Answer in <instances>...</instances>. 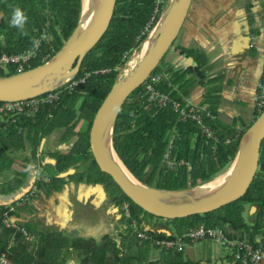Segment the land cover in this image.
<instances>
[{
  "label": "trees",
  "instance_id": "16d2710c",
  "mask_svg": "<svg viewBox=\"0 0 264 264\" xmlns=\"http://www.w3.org/2000/svg\"><path fill=\"white\" fill-rule=\"evenodd\" d=\"M154 5L155 0H116L108 29L94 47L86 53L77 74L64 85L52 90V93L57 94L56 98L39 103L35 109L26 108L17 114L4 115L0 113V116L3 115L5 119L0 125V171L3 167L10 169L12 158H8L7 151L10 147L24 148L23 138L27 139L32 149L30 152L34 156L36 150L33 146L38 144L42 136L49 134L56 127L62 129L65 126L68 129L78 122L83 124L92 121L96 110L114 81L118 67L124 63L133 46L138 45L158 19L162 10L161 4L158 5L159 10L154 14L155 17L152 13ZM261 5L264 13V0H261ZM80 6L81 0H0V11H2L0 55L11 56L21 53L29 55V51H32L31 56H28L23 62L10 61L6 64L5 69L0 66V75L16 72L19 63H22L23 70L36 66L54 54L75 27ZM262 28L264 29V27ZM258 32L259 30H257ZM42 33L49 34L48 41L42 38ZM136 38H138L137 41ZM180 48V53L186 59V67L174 72L171 68H166L163 77L154 86L168 94L171 99L178 100L181 106L187 109L189 116L185 120H178L179 112L175 111L170 104L162 106L156 100L148 101L147 95L141 93L144 86L142 84L123 103L116 119L113 135L114 147L118 156L137 179L150 186L168 189L184 188L176 185L182 181L194 185L221 172L232 160L239 138L245 129L264 108V104L258 108L257 103L260 100L257 99L256 104L250 107V119L246 120L243 115H239L229 124L219 120L217 105L221 100H217L219 98L217 95L219 93L222 95L223 86L218 92H211L217 85L211 87L210 78L214 75L207 76L206 70L211 68L209 64H206V54L198 49L186 51L185 47L180 46ZM124 54L126 56L123 59ZM160 71L161 68L157 67L152 74H157ZM181 71L184 74H181ZM191 73L196 74L202 97L201 101L194 104L188 100V97H192L189 88L194 82L193 77L189 76ZM186 74L189 78L186 77ZM204 77L207 79L204 80ZM218 77L221 76L218 75ZM74 81L76 84L69 87ZM263 86L264 70L253 93L260 94ZM46 95L47 93H44L36 98L46 97ZM236 103L246 104L240 99H237ZM192 115H198L199 122L197 119H193ZM72 120L74 123L70 124ZM206 129L209 131L208 133ZM68 135L69 131L62 138H66ZM80 140L82 143H79ZM77 144L81 149L80 153L76 155L73 149L77 147ZM73 145L72 150L70 149L62 155L55 152L51 154L52 157H58V162L54 167L38 162L37 173L40 172L42 177L36 176L30 190L20 200L9 205L0 204V254L3 251L9 253L12 250L8 244L13 240L16 243H23L26 247L28 258L25 264L64 263L63 253L67 238L64 237L63 240L62 237L61 239L60 233L34 230L32 223L21 220V214L27 205L29 207L33 205V200L37 201L42 196L47 198L52 187L53 189L58 188L67 179V176L58 177V170L65 169L70 163L83 159L84 156L86 158L90 151L87 133L85 141L79 138ZM200 147L202 154L199 152ZM262 147L263 154L261 156ZM261 149L257 172L242 197L219 208L220 210L216 209L218 210L216 213L214 210L205 214H194L176 219L191 218L190 225L191 223L192 225L189 227L204 223L205 226L228 225L232 230L244 229L246 225L240 220L234 221L227 215V212L238 215L246 203H254L263 208L264 183L258 180L257 175L264 170V139ZM48 154L50 155V153ZM74 155L76 157L73 160ZM166 155L173 163L172 168L163 164ZM92 161V166H88L92 171L88 170L83 174L88 177L93 176V170L96 168L100 174L107 176L112 181L108 174L99 170L93 159ZM27 169L23 172V177L26 175ZM22 176L12 177L11 180H8V185H4L5 182L0 183V194L4 195L17 190L24 181ZM81 176L79 177L81 178ZM112 183L114 182L112 181ZM115 186L117 185L115 184ZM118 191L113 193L116 201L120 203L126 200L130 204L131 215L138 218L140 214L138 211L143 210L124 195L119 188ZM221 209L225 210L224 213ZM31 211L35 210L31 209ZM262 213L263 210L260 208L255 225L250 230L246 229L248 230L247 237L251 242H254L256 236L254 233L259 231V219ZM4 217H7L9 222L13 219L15 227L6 226L3 221ZM123 218L124 216L122 220ZM128 221L130 224V218ZM142 221L144 218L137 220L140 225L139 229L147 236L156 239L166 238L164 240L171 238L164 233L145 230L141 224ZM24 232L29 233L32 237L28 240L27 234ZM128 232L127 238L130 237L131 241L129 248L132 243L139 241L145 244L136 237L134 232L130 236V229ZM120 235L122 236L121 233ZM68 239L70 241L67 243V247L71 246V250L78 251L82 264H86L91 258L99 264H127L130 259V256L125 253L122 256L118 255L122 248L117 246L116 236L112 234H103L98 241H95L94 238L83 237ZM109 254L110 256H108ZM109 260L111 263H108Z\"/></svg>",
  "mask_w": 264,
  "mask_h": 264
},
{
  "label": "water",
  "instance_id": "95a60500",
  "mask_svg": "<svg viewBox=\"0 0 264 264\" xmlns=\"http://www.w3.org/2000/svg\"><path fill=\"white\" fill-rule=\"evenodd\" d=\"M115 3L116 0H81L77 23L54 54L36 66L0 75V101L29 99L70 81L77 74L86 53L108 29ZM192 5L193 0H167L154 25L116 73L92 118L88 134L89 149L99 170L108 174L120 191L143 211L166 220L205 214L242 197L257 172L264 139L263 108L239 138L232 160L221 172L178 189L143 183L118 156L113 135L119 111L126 98L145 82L171 48ZM48 160L55 162L54 158ZM73 171L68 167L59 172L58 177L68 176ZM88 186L101 188L98 183ZM27 189L22 188L19 196ZM162 232L168 231L162 228ZM255 242L264 245V234L256 236Z\"/></svg>",
  "mask_w": 264,
  "mask_h": 264
},
{
  "label": "rangeland",
  "instance_id": "374dc122",
  "mask_svg": "<svg viewBox=\"0 0 264 264\" xmlns=\"http://www.w3.org/2000/svg\"><path fill=\"white\" fill-rule=\"evenodd\" d=\"M232 2V4L230 5L229 2ZM255 4V10L254 12H251L250 9L247 7V3L248 0H194L193 1V6H192V11H190V19L187 22V26L183 32L182 29L180 30L179 34L177 35L176 39L174 40V43L172 44L171 48L166 52V54L164 55L163 59L160 61V63L158 64L157 67L161 68V71L157 74H151L143 83V90L141 91L142 94L147 95V100L148 101H152L148 99V91L150 89V85L147 86V83L149 81L152 80L153 76H155V80L161 79L162 77H159L161 75H163L164 71L166 70V68H171L172 71H177L179 69H183L186 67V65L182 62L177 60L178 57L179 59H182L183 56L180 53V46L183 45V39L186 38V43L187 46L186 51L191 50V49H195V50H200L205 54V48H206V52L208 53L207 57H205V61L206 64H209V67L211 69H207L206 73L207 76L209 77V75H214L211 76V87H215V89H212V93L218 92L220 90V88L223 86L225 87V91H229L231 90L230 85H235L236 92L238 91V88L241 87V90L243 91V95H244V99H242L243 102H246L245 106L251 101V103L249 104V108L252 107L253 105L256 104L257 98H259V95H255V89H256V84L258 85V81L256 80V82H251L248 85L250 86H246L243 85V81H244V73L246 72L247 68H243L237 75L234 74V76L232 75H228L225 76V66H226V62L228 63L230 60H227V58H234V53L233 49H236V47H238V44L240 46V48L243 50V48L245 49V43H243L240 40H237V43H232L233 41H229L226 38V35L224 32H222V25L223 23H228L227 21L231 18L234 22H236V31H239L240 29L242 30V36L246 37V40L250 37V39H252V41H256L257 37L260 36L264 42V29L262 27H264V13H263V9H262V5H261V0H252ZM167 0H155V5H154V9H153V16L155 17V13L158 12L159 8L158 5H160V7L162 8V10L164 9V7L166 6ZM161 10V12H162ZM160 12V14H161ZM225 14V16L223 17V15ZM150 21H152V18H150ZM248 29V30H247ZM257 30H259V32L257 33ZM263 30V31H262ZM253 31V32H252ZM248 34H246V33ZM253 37L255 39H253ZM42 38H45V40H49V34L46 33H42ZM138 40V38H136V41ZM142 40V39H141ZM140 40V41H141ZM38 42V40H36ZM251 44V42H250ZM242 45V47H241ZM233 46V48H232ZM183 47V46H182ZM136 46H133V48L130 50V52L132 53L135 50ZM231 50V51H230ZM239 48L236 50L238 51ZM206 53V54H207ZM250 53L254 54L255 50L252 49V51L250 50ZM251 54V56H252ZM227 55V57H225ZM244 55V54H243ZM126 56V54H124L122 56V58L124 59V57ZM177 57V59H175ZM240 57L242 58V54H240ZM248 59H246L247 61ZM237 61V60H235ZM248 62V61H247ZM250 62V61H249ZM123 65V64H122ZM121 66H119L118 68L120 69ZM117 69V72L118 70ZM264 70V69H263ZM227 71H229V69H227ZM226 71V72H227ZM234 72V71H231ZM181 74H184L183 71L180 72ZM263 73V72H262ZM262 73L259 72V75H262ZM232 74V73H231ZM218 75H220L221 77H218ZM188 75L186 74V77ZM189 76L193 77V84L191 85V87L189 88L191 90V94L192 97H188V100L191 102V104H194L196 102H199L202 100V97L199 95V93L201 92V87L199 86V82L197 80L196 74L195 73H191L189 74ZM188 76V78H189ZM225 76V77H224ZM191 77V78H192ZM235 77L238 78V82H236ZM151 79V80H150ZM207 79L206 77H204V80ZM240 81L242 83H240ZM158 82V81H157ZM228 85H227V84ZM235 83V84H234ZM240 83V84H239ZM72 84V83H71ZM71 84L69 85V87L71 86ZM73 86V85H72ZM242 86H244L242 89ZM155 87V86H154ZM156 88V87H155ZM148 93V94H147ZM154 94V93H153ZM151 92V95H153ZM155 95V94H154ZM217 95V94H216ZM221 96V97H220ZM151 97V96H150ZM217 97H219L217 100L219 101V99L222 102V99L225 97L223 95H220V93L217 95ZM228 101V100H227ZM221 102L220 104L217 105V107H221ZM238 103H235V106L237 107ZM243 110V109H242ZM239 110V115H246V113L249 111L248 108L245 107V110L242 111ZM241 111V112H240ZM237 112V113H238ZM235 113L231 112L230 110L226 109L224 111H221L219 113V118L222 122H224L225 124H229L231 123L234 118ZM3 116V115H2ZM1 117V116H0ZM245 119V118H244ZM247 120V119H246ZM89 128H90V123L89 122H85L83 124H81L80 122H78L75 126L74 132L73 134H69L66 138L64 137V139L61 137L62 133L65 132L66 127L63 126L61 130L57 131V127L55 128V130L51 131L49 135L46 136V138H43L42 143H40V146L38 147V151L40 153L41 150H43L44 152H42V154H39L38 152H36V157L33 158L34 156L31 154L30 152V146L29 143L27 141L26 138H23V144H24V148L20 147V148H15V147H10L7 151V156L8 158H12L11 160V166L10 169H6V168H2L0 171V183L5 182L4 185H8V180H11L12 177L19 175L22 176L23 172H25L26 168L27 169V173L26 175L23 177V183H21V185L18 187L17 190L12 191L10 193L1 195L0 194V204L1 205H9L12 202L16 201V200H20L21 197L28 191L30 190V187L33 185V183L35 182L36 176L39 175L40 177H42V174L39 172L37 173V166L36 164H38V162H40V164H46L49 162L48 159L51 158V154H53V151H55L53 148L60 150V151H55V153H59V154H64L63 152H66L70 149H72L73 143L78 140L77 138H82L84 141L86 140V132H89ZM77 130H78V134H77ZM207 131V129H206ZM79 143H82V141L80 140ZM77 148V150H76ZM73 149L74 153L77 155L80 153V149L77 147ZM48 152H50V155L48 154ZM199 152H201L202 154V148H199ZM89 154H92L91 151H89L87 153L86 158L83 157V159H79L76 160L75 162L70 163L68 166H66V168L64 170H66L68 167H71L74 169L73 173H87L89 168V164L92 165V158H89ZM263 154V147L261 149V156ZM76 155L73 156V160L75 159ZM230 162L227 163V165ZM164 165H168L169 168H172V161L168 159L167 155L164 157ZM47 165V164H46ZM82 165V166H81ZM85 166V167H84ZM86 168L84 170H82V168ZM96 174H94V178L92 176L86 178V175H82L81 179L80 178H76L75 177H70L67 176L58 188L53 189V187L51 188V192L50 194L47 196L46 199L48 200H52L53 198H55L53 200V203H43L41 200V198H38L39 200H33V205L31 207H29V205L26 206V208L24 210H22V214H21V220L22 221H28L30 223L33 224L34 230H36L37 228L39 230H45L46 228L48 230H55L58 231L60 228L59 226H61V222H67L66 223V227L71 226V219L67 216L66 220L63 221V210H64V199L67 198L68 201L70 200L69 194H70V190L71 188H73L75 190L78 181L82 180V181H86L82 183V187L86 186L88 182H95V181H100L102 183H106V184H111L110 186V191L112 193L119 192L118 191V187L115 186L114 183H112V181L105 175L100 174L97 169L95 170ZM59 173V170H58ZM58 176V175H57ZM29 179H31L29 181ZM38 179V177H37ZM37 181V180H36ZM88 181V182H87ZM176 185L182 186V187H187L190 185L189 182H179ZM28 189L22 193V195L19 196V194L22 192V188H27ZM55 192V193H54ZM54 193V194H53ZM51 197V198H49ZM41 199V200H40ZM73 203V202H72ZM130 205V204H129ZM246 204H244L243 206H245ZM106 205H102L100 206V208H90L89 210H83V212H85V214L81 213V216L79 217L77 214H80L79 211H77L74 215V221H72L73 224H76L77 222H81L84 225H94V223H97V221L102 222L103 226H106L108 224H111L113 221L115 222L114 226L117 224V226H115L114 230H112L109 234L115 235L116 236V240L118 242L117 246H121V251L119 252V256H122L124 253L127 256H130L134 253H137L135 255L138 256V258L140 259H144V257L146 255L150 256L149 250H153V248L151 246H148V240L147 236L143 231H141L139 229L140 225L137 222V220L139 219H145L146 222L149 223H163L167 226V228L172 231L175 232L176 228H177V232L182 231L183 229H187L190 225V221L191 218L189 219H184V220H179V219H171V220H166V219H161L152 215L147 214L146 212L143 211H138V213H140L137 217H133L131 215V211L129 209V211L126 210V212H124V210L121 208V210L123 211V220H119L116 219L115 217H113V219H111L110 216H108L107 210L105 209ZM37 208V209H36ZM130 208V207H129ZM31 209H34L35 211L32 212ZM225 209V208H224ZM224 209H221L224 213ZM220 210V209H219ZM248 210L249 207L245 208L244 212H240L241 213V218H242V222L246 225V227L243 229V231H248L250 230L251 227H253L255 225V216H251V214H248ZM218 210L215 211V213ZM117 212V211H116ZM118 214H120L119 212H117ZM201 216V215H200ZM213 217V216H212ZM130 218V224H128V219ZM7 217L3 218V221L5 223L6 226H10V227H15V223L14 220L12 219L11 222L7 221ZM115 220H119L118 222H116ZM143 222V221H142ZM141 222V224L143 225V223ZM144 227V226H143ZM215 227V226H214ZM217 228H221L225 231L224 228L220 227V226H216ZM81 228V227H80ZM62 229V228H61ZM128 229L131 230L130 232V236L133 235L132 232H134L136 234L137 238H140L146 245H143V243L141 241H139L138 243H132L131 244V248H129V243H131L130 241V237L127 238L128 235ZM248 229V230H246ZM24 231V230H22ZM75 231V229L73 230ZM106 231V230H105ZM262 231H264V227H261L260 229V233H262ZM103 232V231H99L98 233ZM25 234H27L26 232H24ZM120 233L122 234V236L120 235ZM258 233H254V236H257ZM62 235V234H61ZM63 236V235H62ZM32 235H29V233L26 235V238L29 240V238H31ZM153 243L156 244V240H152ZM158 246V245H157ZM8 247H12V250L7 253L5 251H3L0 254V264H25V261L28 258V252L26 251V247L24 246L23 243H16L15 241L11 240L8 244ZM124 247V249H123ZM131 249V250H129ZM159 250H165V247L162 246H158ZM179 250V249H177ZM110 256V254L108 255ZM194 256V257H193ZM154 259V257H153ZM192 259H195L194 261H185L184 264H202L200 262V260L203 259H209L208 256H202V258H198L195 253H193L192 255ZM91 264H96L94 261L90 262ZM108 263H111V261L109 260ZM170 263V262H169ZM167 263V264H169ZM98 264V263H97ZM180 264V263H179Z\"/></svg>",
  "mask_w": 264,
  "mask_h": 264
},
{
  "label": "crops",
  "instance_id": "0c3cea01",
  "mask_svg": "<svg viewBox=\"0 0 264 264\" xmlns=\"http://www.w3.org/2000/svg\"><path fill=\"white\" fill-rule=\"evenodd\" d=\"M190 17L191 16L189 14V17L187 18V20L185 21V24L183 26L182 32L186 27H188L187 22L190 19ZM1 20H2V11H0V22H1ZM182 46L183 47L187 46L186 38L183 39V45ZM175 59H177V57ZM177 60L182 61L185 64L186 59H184V58L179 59V57H178ZM185 65H187V64H185ZM256 75H257V73H256ZM225 76H228V75H225ZM236 80H238V78ZM240 83H242V82L240 81ZM243 85H245V84L243 83ZM230 87H231V90H229V91H225V89H224L225 87L222 88L221 93L225 97L222 99L221 107H217L218 118L220 117L219 113L221 111L226 110V109L235 113L233 118L239 114V112H238L239 110L243 109L242 111H244L245 107L250 110L249 104L251 103L252 100L246 106L244 104L238 105L237 107L235 106L237 99L242 100L245 97L243 95V91L241 90V87L238 88L239 92L235 91V89H236L235 85H233V86L230 85ZM243 87L244 86H242V89H244ZM199 95L201 96V92L199 93ZM243 116L245 119H250V117H251L250 111H248L246 113V115H243ZM219 120H220V118H219ZM4 121H5V119L3 118V116L0 117V125ZM257 177H258V180H260L264 183V177L262 175V172L259 175H257ZM30 180L31 179H29V181ZM100 187L101 188H97V186H96V187L91 188L88 186V187L83 188L82 185H80V183H79L77 186V189H76V193H77L76 205L73 207L72 205L74 203H72V201H68L67 198L64 199V202H65L64 206L65 207L63 210V221H65L66 217L68 216L71 219V226L66 227L67 222H61V226H59L60 229L58 231L48 230L47 228L45 229V231H48V232H52V233L55 232V233L62 234L63 236L61 235V239L63 237V240L65 239L64 237L67 238V239H65V252L63 253V258H64L63 264H82L81 256H79L78 251L77 250L76 251L71 250L72 249L71 246L67 247V245H68L67 243L70 241L68 238H70V237L71 238H79V237L94 238L95 241H98L100 239L101 235L107 234V233L109 234L112 230H114L115 226H117V224L114 226V224H115L114 221L111 224L103 226V224L101 222L102 219H100V221H97V223H94V225H90V224L84 225L81 222H77L76 224H73L72 221H74V215L77 211L80 212V214H77L80 217L81 213L85 214V212H83V210H89L90 208L96 209V208H100V206H102V205H106L105 209L107 210L108 216H110L111 219H113V217H115L116 219L122 220L124 213L121 210V208H122L121 204L116 201L113 193H112V196L110 197V199L107 200L108 195L106 194V190H105L104 186L100 185ZM263 188H264V185H263ZM40 198L42 199L43 203L54 204L53 200L55 198H53L52 200H48L44 196H42ZM88 199H90V200H88ZM262 203H264V197H263ZM246 207L247 208L249 207L248 214H251V216H253V217L255 216V220H256V218L258 217L257 213L259 212L260 208L262 210V207L258 206L257 204H254V203H246V205L243 206L241 213L244 212ZM116 211L119 212L120 214H118ZM241 213L238 215L236 214L237 215L236 216L230 212H227V215L230 218H232L234 221L240 220V222L243 223L242 218H241ZM262 215H263V213H262ZM262 215L259 219L260 228H259L257 236H259L261 234L260 233L261 227H264V219L262 218ZM119 220H115V221L118 222ZM144 221H145V219H144ZM145 223L151 225V226H149V225L145 226L144 227L145 230L149 229L151 231H154L155 233H164L166 236H171V238H169V240L171 242L173 240H175L177 237H182L184 234H186L188 232L189 228L196 226L195 225V226L189 227L188 229H183L180 232H177V228H176V231L172 232L163 223H158V222L149 223L146 221H145ZM199 224H204V223H199ZM211 227H214V226H211ZM162 228L167 229L168 232H162ZM222 228L225 229V234L229 238L239 237V238L248 239V237H247L248 233H247V231H243V229L238 228V229L232 230L228 225H224V226H222ZM74 229H75V231H73ZM99 231H103V232L98 233ZM262 233L264 234V231H262ZM255 237H254L253 243H256ZM163 239H166V238H163ZM163 239H156L153 237H148L147 240H148V242H150L148 246H151L153 248V250H149L150 256L146 255L144 257V259H140V258H138L137 255H135L137 253V251H136V253L130 255V259L128 260L127 264H167L169 262H170L169 264H179V263L184 264V262L187 260L188 261H194L195 260V259H192L193 253H195V255L198 258H202L203 255L208 256L209 259L200 260V262L202 264H230L232 262L231 250L223 247L220 243L216 242L215 240H213L211 238H206V239H201V240L185 239L179 250H177V248H175L172 245L169 248H166L165 250H159L157 248L160 245L157 246V241L163 240ZM152 240H156V244L151 242ZM143 245H145V244H143ZM153 257H154V259H153ZM92 259L93 258L89 259L86 264H91L90 262L93 261ZM94 262L97 264V261H94ZM259 264H264V259H262Z\"/></svg>",
  "mask_w": 264,
  "mask_h": 264
},
{
  "label": "built area",
  "instance_id": "2783aa9c",
  "mask_svg": "<svg viewBox=\"0 0 264 264\" xmlns=\"http://www.w3.org/2000/svg\"><path fill=\"white\" fill-rule=\"evenodd\" d=\"M32 51L28 53H21L18 55H0V66L2 68H6V64L10 61L12 62H23L27 59V57L31 56ZM22 63H19L16 71H22ZM155 76H153L152 80L147 83V86L150 85V89L148 91V99L152 101H157L160 105H168L179 112L178 120H185L189 113L185 107L181 106V103L176 99H171L170 96L166 93L161 92L159 89L154 87V84L159 81L155 80ZM151 77V76H150ZM163 77V75L159 76ZM76 82H72V85H75ZM261 84V83H260ZM259 84V85H260ZM151 92L153 95H151ZM42 95V94H41ZM259 95L260 101H258L257 105L260 108L264 104V86L261 89ZM39 96V95H38ZM151 96V97H150ZM57 94L52 93V91L47 92L46 97H32L24 100H16V101H2L0 103V113L4 115L8 114H17L25 110L26 108L35 109L39 103H44L47 101H51L56 98ZM191 109V108H190ZM192 110V109H191ZM193 119H197L198 122L200 117L198 115H192ZM209 132L208 130L206 131ZM262 175L264 177V170L262 171ZM263 215L264 219V205H263ZM128 211V209H127ZM211 238L216 242L220 243L223 247L231 250L232 262L230 264H259L262 259H264V245H259L257 243H253L246 238H229L226 236L225 231L221 228L205 226L204 224H198L195 227L189 228L188 232L184 234L182 237H177L172 242L170 240H159L157 241V245H160L165 248H169L171 245L177 249H180L185 239L190 240H201Z\"/></svg>",
  "mask_w": 264,
  "mask_h": 264
},
{
  "label": "flooded vegetation",
  "instance_id": "af4514ba",
  "mask_svg": "<svg viewBox=\"0 0 264 264\" xmlns=\"http://www.w3.org/2000/svg\"><path fill=\"white\" fill-rule=\"evenodd\" d=\"M194 1V0H193ZM229 4L231 5L232 4V2L230 1L229 2ZM193 6V5H192ZM249 6V7H248ZM247 7L250 9V11L251 12H254V11H256L255 10V4H254V2L252 1V0H248V3H247ZM255 7V8H254ZM191 11H192V8H191ZM225 16V14L223 15V17ZM228 23H223V25H222V27H221V29H222V32H224L225 33V35H226V38L229 40V41H233L232 43H237V40H240V41H242L243 43H245V46L244 47H246L245 49L243 48V50L240 48V46H239V44H238V47H236V49H233V52L232 53H234V58L233 59H231V58H227V60H230L228 63L226 62V66H225V75H232V76H234V74L235 75H237L243 68H247V70H246V72L244 73V81H243V83L246 85V86H250V85H248L249 83H251V82H256V80H259V78H260V76H258L259 75V72L260 73H262L263 72V69H264V60H263V55H264V52H263V47H264V42H263V40H262V38L260 37V36H258L257 37V39H256V41H252V39H250V37L246 40V37H243L242 36V30L240 29L239 31H236V22H234L231 18L227 21ZM248 30V29H247ZM263 31V30H262ZM253 32V31H252ZM246 33V32H245ZM246 34H248V33H246ZM249 35V34H248ZM253 39H255L254 37H253ZM250 42H251V44H250ZM241 47H242V45H241ZM232 48H233V46H232ZM239 48V50L238 51H236L237 49ZM252 49L253 50H255V53L254 54H252V53H250V50L252 51ZM207 50H206V48H205V54L207 53L206 52ZM231 51V50H230ZM240 54H242V58L240 57ZM244 54V55H243ZM251 54H252V56H251ZM207 55H208V53L206 54V57H207ZM225 57H227V55L225 56ZM246 59H248L247 61H246ZM235 60H237V61H235ZM250 61V62H249ZM227 69H229V71H227ZM227 71V72H226ZM231 71H234V72H231ZM232 73V74H231ZM256 73H257V75H256ZM237 79V77H235V80ZM236 82H238V80H236ZM74 123V121L72 120L71 122H70V124H73ZM90 124H91V122H90ZM70 126V125H69ZM73 126V127H72ZM71 126V128H66V130H65V132L64 133H62V136H65L66 134H67V132L69 131V134H72V132H74V129H75V126L74 125H72ZM55 130V129H54ZM58 130H61V129H58L57 128V131ZM87 133V132H86ZM50 134V133H49ZM49 134H47V135H49ZM88 134H89V132L87 133V137H88ZM47 135H45V136H42L40 139H39V141H38V144L37 145H34L33 146V148L36 150V152H38L39 153V151H38V147L40 146V143H42V139L43 138H46V136ZM61 136V137H62ZM67 137V136H66ZM64 139V138H63ZM78 140H79V137L77 138ZM74 148V145L72 146V149ZM30 149H31V147H30ZM53 149H55V148H53ZM71 149V150H72ZM32 150V149H31ZM56 151H58V150H56ZM69 151V150H68ZM36 152L34 153V157L33 158H35L36 157ZM42 152H44L43 150H41L40 151V153H42ZM53 152H55V151H53ZM67 152V151H66ZM39 153V154H40ZM48 153H50V152H48ZM63 153H65V152H63ZM59 154V153H58ZM61 155H62V153H61ZM92 157V155L91 154H89V158H91ZM53 158H54V160H55V162H53V163H51V162H48V163H46L47 165H49L50 167L51 166H53L54 167V165L55 164H57V162H58V157L56 156V157H54L53 156ZM93 159V158H92ZM36 165H38V164H36ZM90 165V164H89ZM82 166V165H81ZM92 166V165H91ZM37 167V166H36ZM85 167V166H84ZM82 168V167H81ZM87 168V167H86ZM86 168H82V170H84V169H86ZM89 168V167H88ZM95 168V167H94ZM95 170H96V168H95ZM95 170H93V178H94V174H96V171ZM92 170L89 168V172H91ZM71 175V174H70ZM81 175H84L83 174V171H82V173H73L70 177H75L76 176V178H80L79 176H81ZM86 178H88V176L86 175ZM81 179V178H80ZM82 182H86V181H82V180H80V181H78V184L80 183H82ZM88 182V181H87ZM95 183H100V185H103L104 186V188H105V190H106V194L108 195V197H107V200H109L110 199V197L112 196V192L110 191V186H111V184H106V183H102V182H100V181H95V182H88L87 183V185L86 186H84L83 188H85V187H88V185L89 184H95ZM78 184H77V186H78ZM77 186H76V188H75V190L73 189V188H71V190H70V194H69V197H70V200L74 203L72 206L74 207L75 205H76V203H77V199H76V197H77V193H76V189H77ZM73 189V190H72ZM88 200H90V199H88ZM118 200H119V198H118Z\"/></svg>",
  "mask_w": 264,
  "mask_h": 264
},
{
  "label": "clouds",
  "instance_id": "9594fccd",
  "mask_svg": "<svg viewBox=\"0 0 264 264\" xmlns=\"http://www.w3.org/2000/svg\"><path fill=\"white\" fill-rule=\"evenodd\" d=\"M263 60H264V57H263ZM56 151V150H55ZM58 151H60V150H58ZM51 158H53L52 156H51ZM61 171H64V169L63 170H61ZM61 171H59V172H61ZM58 175V174H57ZM83 183V182H82ZM99 185H100V183H98ZM31 188V187H30ZM120 204H121V206H122V209L124 210V212H126V210L128 209V211H129V203L126 201V200H123V201H121L120 202ZM143 223V226L145 227V225H146V223H145V221H143L142 222ZM143 227V228H144ZM149 230V229H148ZM148 238V237H147ZM151 242H153V241H151ZM150 243V242H149Z\"/></svg>",
  "mask_w": 264,
  "mask_h": 264
}]
</instances>
